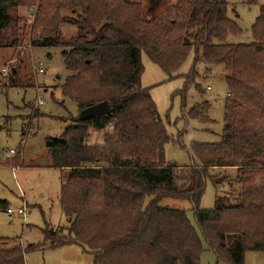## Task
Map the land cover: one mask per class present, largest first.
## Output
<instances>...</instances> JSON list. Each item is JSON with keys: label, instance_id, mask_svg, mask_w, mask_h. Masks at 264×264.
Instances as JSON below:
<instances>
[{"label": "trees", "instance_id": "trees-1", "mask_svg": "<svg viewBox=\"0 0 264 264\" xmlns=\"http://www.w3.org/2000/svg\"><path fill=\"white\" fill-rule=\"evenodd\" d=\"M42 1L36 23L42 32L30 39L31 47L63 49L72 75L61 86L62 93L77 103L80 114L103 102L111 108L108 116L73 121L51 142L52 163L63 182L59 202L69 226L43 230L49 247L79 244L93 256V264H201L203 241L218 263L246 264L247 252H263L264 6L252 26V41L233 43L230 38L240 37L242 29L228 17L227 0H172L151 19L145 18L143 4L130 0ZM162 1L168 0L144 4L153 7ZM19 3L0 0V48L25 41L11 13ZM54 4L74 14L82 11L65 19L77 27L74 38L64 40L58 19L49 17ZM143 53L168 81L185 79L175 97L182 100L180 119L186 125L175 138L160 119L150 88L142 85ZM191 56L189 73L174 76ZM202 64L206 76L214 69L224 75V127L220 142L186 146L190 120L215 123L209 102L186 112L190 88L206 92L197 84ZM9 82L10 87L21 85L16 71ZM114 122V134L105 136L104 145H87L91 129L103 131ZM170 143L190 157L182 169L187 173L179 179L175 170L180 167L167 161ZM223 169L235 174L227 183L237 191L233 200L231 193L219 195L226 177L214 176ZM209 181L217 195L215 207L206 210L201 203ZM166 198L190 204L201 236L187 211L160 205ZM40 246L0 238V264H26V254Z\"/></svg>", "mask_w": 264, "mask_h": 264}, {"label": "rangeland", "instance_id": "rangeland-1", "mask_svg": "<svg viewBox=\"0 0 264 264\" xmlns=\"http://www.w3.org/2000/svg\"><path fill=\"white\" fill-rule=\"evenodd\" d=\"M130 1L144 5L146 19H151L173 3L172 0H168L147 7L144 0ZM227 1L228 17L236 21L242 29V35L230 38V42L250 43L253 39L251 29L261 7L264 6V0ZM32 2L20 0L19 6L15 4L11 10L14 17L19 20L18 31L25 41L19 47L0 48V204L5 203V209H0V238L19 239L23 246L41 245L26 254V264H93V256L85 253L86 248L75 244L51 249L43 234V230L47 228L55 230L69 226L68 218L59 202L63 182L61 171L52 163L51 142L60 139L66 128L72 124L71 120L77 118L80 113L77 103L64 97L62 93L61 86L72 75L66 68L63 49L33 48L30 45V39L38 38L42 32L36 23L43 1L35 0L33 6ZM81 14V10L74 14L72 9L58 7L56 4L49 9V17L58 19L57 29L61 31L64 40H70L78 34L77 27L65 19L77 18ZM192 59L191 56L174 76L189 73ZM40 62L44 64L43 74H38L37 71ZM142 63L145 69L142 85L150 88L159 117L166 126L169 136L175 138L178 131L186 125L185 121L180 119L182 100L178 96L175 97V94L184 87L185 79L178 77L168 81V76L153 64L145 53L142 54ZM3 69L8 70V76H2ZM206 69L205 65H199L202 77L197 80V84L206 92L200 94L195 87H191L186 112L197 104L209 102L211 104L209 116L215 123L204 125L199 121L190 120L191 130L184 137L186 146L193 142L218 143L221 140L227 88L224 75L219 69H214L210 76L204 74ZM15 71L21 85L10 87L9 80ZM38 93L45 104L37 108L35 103ZM113 134L114 130L112 131L109 126L103 131L91 129L87 145H104L105 136ZM10 150H15L16 154L8 158L5 154ZM166 157L167 161L180 167L175 170L178 179L186 175L187 172H183L182 169L189 165L190 157L180 145L167 144ZM12 167L17 170H13ZM232 171L223 169L214 176L220 177L221 180L226 177L219 195L227 197V194L231 193V200L237 195V191L233 192L227 184L235 177ZM216 195L214 183L209 181L202 199V208L213 209ZM160 205L187 211L189 221L198 231L191 206L187 201L166 198ZM23 207L27 209L26 218L18 214V210ZM7 208L12 210L13 214H9ZM198 233L200 235L199 231ZM236 241L234 237L230 239L232 245L236 244ZM9 246H12V243ZM203 249L201 264H225L218 263L214 252L205 241ZM245 260L246 264H264V251L247 252Z\"/></svg>", "mask_w": 264, "mask_h": 264}, {"label": "water", "instance_id": "water-1", "mask_svg": "<svg viewBox=\"0 0 264 264\" xmlns=\"http://www.w3.org/2000/svg\"><path fill=\"white\" fill-rule=\"evenodd\" d=\"M110 112V105L107 102H103L99 105L90 108L87 111L82 112L77 118L72 119V121L78 122L80 120L88 119L90 117L101 118L103 116H108Z\"/></svg>", "mask_w": 264, "mask_h": 264}, {"label": "built area", "instance_id": "built-area-1", "mask_svg": "<svg viewBox=\"0 0 264 264\" xmlns=\"http://www.w3.org/2000/svg\"><path fill=\"white\" fill-rule=\"evenodd\" d=\"M37 71H38V74H43L45 72L44 64L42 62H40L39 66L37 67ZM2 76L3 77L8 76V70L7 69H3ZM44 104H45V102L42 101L41 96L38 93L37 101L35 103L36 107L38 108V107H40V106H42ZM114 126H115L114 123H110L109 128L113 131L114 130ZM9 154L10 155L16 154V151L15 150H10L9 151ZM7 212L9 214H13V211L10 210V209H8ZM18 214L26 218V216H27V209H26V207H23V208L19 209L18 210Z\"/></svg>", "mask_w": 264, "mask_h": 264}, {"label": "crops", "instance_id": "crops-1", "mask_svg": "<svg viewBox=\"0 0 264 264\" xmlns=\"http://www.w3.org/2000/svg\"><path fill=\"white\" fill-rule=\"evenodd\" d=\"M71 122H73L72 120H71ZM14 155V154H13ZM5 156H7L8 158H10L12 155H10L9 153H6L5 154ZM17 163H20V162H17ZM17 163H15V164H17ZM19 167H21V164L19 165ZM23 167V166H22ZM14 167H12V169H13ZM19 169V168H18ZM13 170H17L16 168H14ZM26 206V205H25ZM8 209V208H7Z\"/></svg>", "mask_w": 264, "mask_h": 264}]
</instances>
